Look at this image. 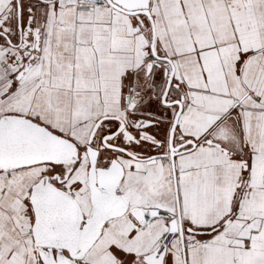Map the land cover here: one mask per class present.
<instances>
[{
	"label": "snow or ice",
	"instance_id": "obj_1",
	"mask_svg": "<svg viewBox=\"0 0 264 264\" xmlns=\"http://www.w3.org/2000/svg\"><path fill=\"white\" fill-rule=\"evenodd\" d=\"M0 264H264V0H0Z\"/></svg>",
	"mask_w": 264,
	"mask_h": 264
}]
</instances>
